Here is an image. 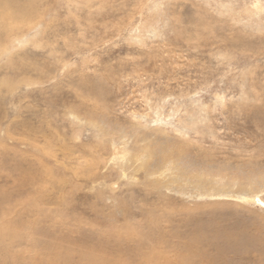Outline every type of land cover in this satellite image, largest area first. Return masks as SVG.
I'll use <instances>...</instances> for the list:
<instances>
[{"label": "rangeland", "instance_id": "rangeland-1", "mask_svg": "<svg viewBox=\"0 0 264 264\" xmlns=\"http://www.w3.org/2000/svg\"><path fill=\"white\" fill-rule=\"evenodd\" d=\"M2 1L0 264H264V0Z\"/></svg>", "mask_w": 264, "mask_h": 264}, {"label": "bare ground", "instance_id": "bare-ground-1", "mask_svg": "<svg viewBox=\"0 0 264 264\" xmlns=\"http://www.w3.org/2000/svg\"><path fill=\"white\" fill-rule=\"evenodd\" d=\"M0 2H3V1L0 0ZM14 2H15V1H14ZM29 2H30V1H29ZM3 3H4V7L9 9V4L6 3V2H3ZM0 4H2V3H0ZM12 7H13V6H12ZM15 9H16V8H15ZM12 10H13V9H12ZM16 10L18 11V13L15 12V11H14V12L17 13V14H19V16H20V14H23V12H22V11H23V8L20 9V7H19V8L17 7ZM26 10H27V9L25 8L24 11L26 12ZM30 10H31V9H30ZM8 11H9V10H8ZM10 11H11V10H10ZM10 11H9V12H10ZM9 12H8V13H9ZM12 12H13V11H12ZM25 12H24V13H25ZM11 14H12V13H11ZM28 14H29V13H28ZM30 14H32V13H30ZM9 15H10V14H9ZM13 15H14V13H13ZM23 15H24V14H23ZM26 15H27V14H26ZM26 15H25V16H26ZM14 16H16V15H14ZM17 16H18V15H17ZM21 16H22V15H21ZM15 18H16V17H15ZM5 19H6V18H5ZM7 22H8V21H7ZM7 22H6V23H7ZM23 27H24V25H23ZM3 28H4V27H3ZM20 28H21V27H20ZM18 29H19V28H18ZM23 30H24V29H23ZM0 43H1V42H0ZM1 54H2V53H1ZM199 238H200V237H199ZM154 256H155V255H154ZM157 259H158V258H157ZM187 260H188V259H187ZM153 262H154V261H153ZM157 262H158V261H157ZM151 264H152V263H151ZM157 264H158V263H157Z\"/></svg>", "mask_w": 264, "mask_h": 264}]
</instances>
